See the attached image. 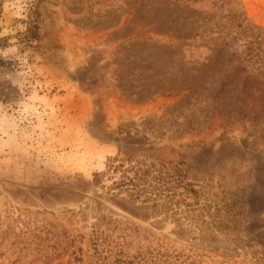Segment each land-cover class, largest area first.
Returning <instances> with one entry per match:
<instances>
[{
	"label": "rangeland",
	"instance_id": "rangeland-1",
	"mask_svg": "<svg viewBox=\"0 0 264 264\" xmlns=\"http://www.w3.org/2000/svg\"><path fill=\"white\" fill-rule=\"evenodd\" d=\"M121 147L198 203L125 210ZM0 264H264V0H0Z\"/></svg>",
	"mask_w": 264,
	"mask_h": 264
},
{
	"label": "trees",
	"instance_id": "trees-1",
	"mask_svg": "<svg viewBox=\"0 0 264 264\" xmlns=\"http://www.w3.org/2000/svg\"><path fill=\"white\" fill-rule=\"evenodd\" d=\"M138 149L148 150L131 147L119 148L116 155L107 158L105 169L93 174L94 183L101 185L104 178L112 180L109 189L113 191L115 197L125 202L122 207L131 213H139L142 217H157L163 213L168 218L170 212L168 208H171L172 203L178 202V200L175 201V196L182 195L178 190L180 188H183L187 195L193 198L191 204L198 203V199L201 197L199 182L205 178V173L200 167L189 164V167L186 168L171 160L159 162L153 159L147 163L146 158L135 157L134 154L129 153ZM150 156L152 154H149ZM191 166L196 169H192ZM220 185L219 183L218 187ZM220 204V202L217 203L219 206L217 210H214L215 214L211 213V209L207 205V211L212 216L213 223H211V229L206 227V230L200 232L205 233L208 230L216 237L215 232L226 233L234 230V227L228 229L221 227L222 222L217 221L216 216H222L221 209L223 210V207ZM140 209L143 211L140 212ZM179 228L185 234L195 232L188 226L179 225Z\"/></svg>",
	"mask_w": 264,
	"mask_h": 264
}]
</instances>
